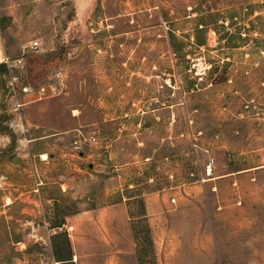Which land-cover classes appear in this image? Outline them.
Listing matches in <instances>:
<instances>
[{"label": "rangeland", "instance_id": "obj_1", "mask_svg": "<svg viewBox=\"0 0 264 264\" xmlns=\"http://www.w3.org/2000/svg\"><path fill=\"white\" fill-rule=\"evenodd\" d=\"M0 34V264H264V0H0Z\"/></svg>", "mask_w": 264, "mask_h": 264}, {"label": "built area", "instance_id": "obj_2", "mask_svg": "<svg viewBox=\"0 0 264 264\" xmlns=\"http://www.w3.org/2000/svg\"><path fill=\"white\" fill-rule=\"evenodd\" d=\"M31 48L36 49L38 48V41H35L34 43L31 44ZM8 62V61H6ZM21 64V60H18L16 62V65ZM204 71V70H203ZM24 90H28L27 88H25ZM44 90V89H42ZM214 171V159L213 158H209L203 168V176L201 177V181L202 182H206L207 180H209V178L212 176Z\"/></svg>", "mask_w": 264, "mask_h": 264}, {"label": "crops", "instance_id": "obj_3", "mask_svg": "<svg viewBox=\"0 0 264 264\" xmlns=\"http://www.w3.org/2000/svg\"><path fill=\"white\" fill-rule=\"evenodd\" d=\"M4 59H5V50H4V46H3L2 37H1V34H0V62L4 61Z\"/></svg>", "mask_w": 264, "mask_h": 264}, {"label": "trees", "instance_id": "obj_4", "mask_svg": "<svg viewBox=\"0 0 264 264\" xmlns=\"http://www.w3.org/2000/svg\"><path fill=\"white\" fill-rule=\"evenodd\" d=\"M0 70L3 72L6 71V67L4 64H0ZM69 260H71V259L70 258L60 259L61 262H65V261H69Z\"/></svg>", "mask_w": 264, "mask_h": 264}]
</instances>
